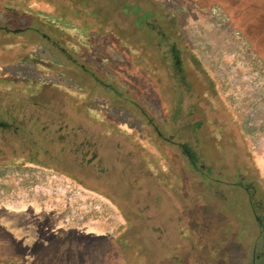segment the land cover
I'll list each match as a JSON object with an SVG mask.
<instances>
[{"label":"rangeland","instance_id":"obj_1","mask_svg":"<svg viewBox=\"0 0 264 264\" xmlns=\"http://www.w3.org/2000/svg\"><path fill=\"white\" fill-rule=\"evenodd\" d=\"M149 2L161 15L154 14L148 32L164 57V66L151 72L159 96L143 102L132 94L135 106L117 108L100 95L77 91L89 99L93 114L87 116L76 100L49 86L28 95L0 84V161L11 153L28 160L0 181V211L21 226L22 254L37 252L58 230L90 242L116 236L129 225L134 235L129 253L142 254L141 264H242L247 254L252 261L247 264H264V63L234 28L248 27L264 0H209V7L193 0ZM29 7L56 21L47 1ZM252 28L249 39L264 46L260 26ZM64 30L67 47L78 38L99 49L95 37L75 27ZM105 49L112 51L110 45ZM6 53L14 61L0 62V79L72 87L44 62L18 60L24 53L49 57L43 45L10 53L0 49ZM218 125L224 130L217 136L219 149L208 144ZM184 147L199 169L190 166ZM44 174L65 180L67 191L99 203L100 210L68 222L70 193L37 190L18 197L12 192L16 181L25 188L42 183ZM48 186L51 190L54 183ZM230 256L235 260L228 263Z\"/></svg>","mask_w":264,"mask_h":264},{"label":"trees","instance_id":"obj_2","mask_svg":"<svg viewBox=\"0 0 264 264\" xmlns=\"http://www.w3.org/2000/svg\"><path fill=\"white\" fill-rule=\"evenodd\" d=\"M39 1H47L54 6L56 14L53 17L56 21L39 16L31 10L29 3ZM149 1L0 0V49H6L10 53L23 45L37 43L43 45L49 51V57L40 59L32 53H24L18 60L26 59L37 64L44 62L45 67L60 75L63 81L72 87L68 89L62 84L4 77L0 79V84L28 95H36L49 86L67 93L71 99L76 100L78 109L83 108L87 116L93 114L88 105L89 99L79 97L75 94L77 91H81V94L85 91L87 96L100 95L108 100L111 106L117 108H124L129 103L135 106L131 99L132 94L143 102L144 99L159 96L160 90L156 86L158 82L151 72L164 66V57L152 47L151 35L148 32L149 29H153L151 20L154 14L158 16L156 18H161V15ZM193 1L202 6L213 5L209 0ZM216 5L221 7L220 4ZM255 9L258 10L255 19L247 25L248 27L243 24L242 27L238 25L234 28L245 35L249 46L255 47L254 52L264 63V46L261 47L249 39L250 33H253L254 23L256 27L260 26V34L264 41V5ZM116 14L121 16L114 18ZM227 18L230 20L232 18L233 21L235 17L227 15ZM64 27H75L84 33L83 36L95 37L92 43L98 44L99 49L88 48L87 44L91 41L86 38L84 41L77 38L76 43L69 45L71 48L67 47L70 40L61 37L65 34ZM52 31L55 36L50 34ZM177 41L179 42L178 39ZM107 45L112 47V51L105 49ZM171 53L174 56L177 54L173 46ZM5 57L8 58L6 61H14V58L9 59V54L6 53L0 54V62L5 63ZM101 59L106 62L100 68L97 63L101 62ZM86 76L90 77L91 81ZM140 76L144 77L145 83L141 82ZM107 130V127L103 128V131ZM217 130L216 136L209 139L208 144L219 149L221 145L217 143V136L219 134L223 136V125H218ZM230 141H234V137H231ZM204 145L207 144L204 142ZM3 153L4 150L0 147V154ZM182 154L188 159L191 167L199 169L196 157L187 147L182 149ZM3 160L0 161L2 182L7 171L19 170L25 161H28L21 157L17 158L15 153H11L10 157ZM25 169L24 167L23 170ZM206 173L208 174L209 170ZM27 176L26 179L32 175ZM11 219L13 218L6 217L0 211V264H141L142 254L129 253L134 237L133 227L129 225L116 236L97 238L90 242L58 230L51 238L42 241V247L37 252L22 254L17 249V243L25 235L21 231V226L13 223ZM16 227L20 228L18 232L14 231ZM247 255L242 259V264H247L246 260L250 262L251 257L248 259ZM234 260L230 256L228 263Z\"/></svg>","mask_w":264,"mask_h":264},{"label":"built area","instance_id":"obj_3","mask_svg":"<svg viewBox=\"0 0 264 264\" xmlns=\"http://www.w3.org/2000/svg\"><path fill=\"white\" fill-rule=\"evenodd\" d=\"M26 173L23 174L25 176ZM23 177H20V180H22ZM54 183V186L50 190L48 187L49 183ZM49 191L53 193L58 194H68V201L70 202L69 208H68V216L67 221L68 222H78L81 220L86 219L88 213L90 211H99L100 210V204L99 203H93V201L89 199H83L79 197V192L74 189H68L67 191V184H65V180L59 179L54 174H44L43 175V182L42 183H33L32 185H29L28 187H22L19 183V181H16L14 184V189H12V192L15 191V194L17 193V196L25 197L28 191ZM4 195V191L0 189V201L2 200Z\"/></svg>","mask_w":264,"mask_h":264}]
</instances>
